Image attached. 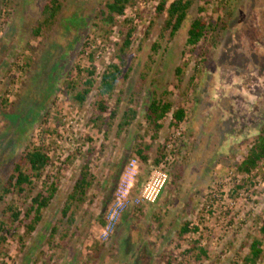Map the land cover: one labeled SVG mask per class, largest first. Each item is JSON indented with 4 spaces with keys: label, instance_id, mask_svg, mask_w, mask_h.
Listing matches in <instances>:
<instances>
[{
    "label": "rangeland",
    "instance_id": "1",
    "mask_svg": "<svg viewBox=\"0 0 264 264\" xmlns=\"http://www.w3.org/2000/svg\"><path fill=\"white\" fill-rule=\"evenodd\" d=\"M108 1L61 0L53 25L34 35L46 0H0V195L15 164L31 173L29 151L50 160L32 190L0 199V264H264V160L239 170L264 131V0H196L155 53L160 0H132L111 28L98 16ZM197 17L212 26L186 46ZM113 65L120 73L105 94ZM153 99L172 104L158 129L146 119ZM127 109L136 119L120 131ZM86 164L93 186L64 215ZM51 185L29 232L24 214Z\"/></svg>",
    "mask_w": 264,
    "mask_h": 264
},
{
    "label": "trees",
    "instance_id": "2",
    "mask_svg": "<svg viewBox=\"0 0 264 264\" xmlns=\"http://www.w3.org/2000/svg\"><path fill=\"white\" fill-rule=\"evenodd\" d=\"M132 0H110L106 3V9L99 12V18L102 20L105 26L111 28L116 25L117 21L115 17L118 15H123L127 6ZM196 0H160L157 4L156 10L158 14L165 13V18L163 20V25L161 27L160 33L158 35V40L155 41L151 49L155 53L162 47V42H170L175 37L177 31L179 30L182 22L186 19L192 5ZM62 8L61 0H46L43 5V14L45 16L44 20L38 22L35 26L33 33L37 35L43 25H53L56 21L57 15ZM212 26L211 22L203 20L201 17L193 19L190 24L187 33L186 46L197 45L206 35V32ZM153 28V23L151 22L145 33V36H150L151 30ZM132 35V29L126 31L125 37L123 39L122 45L120 47L121 54L124 55L126 50L130 45V37ZM177 73H180V69H176ZM120 73V68L118 65H113L111 69L103 73L101 78L100 90L102 93H110L114 89L115 82ZM92 75V72H89ZM93 80L88 78L85 83L86 85H91ZM89 93V89H84L82 92H78L75 99L82 103ZM99 109L101 112L106 111V106L103 102L99 104ZM172 104L168 101L162 99H153L146 109V119L153 123L158 129L160 126L158 122L171 111ZM116 113L112 112V116ZM176 120H180L183 116V110L178 109L173 113ZM136 119V111L133 109H127L124 111L121 121L118 123L119 130L121 131L125 127L130 126ZM156 136V134H155ZM142 151L140 150V153ZM142 157V155H140ZM26 161L30 166L31 173L24 171L20 163L14 165L13 173L8 178L7 182L4 184L2 194L0 199L14 191L17 193H24L33 189L34 179H40L43 170L49 164V156L41 148H37L29 151L26 154ZM143 161H147V157H142ZM264 160V131L256 139L254 145L250 148L245 159L239 166V170L243 172L250 171L251 168L255 167L258 162ZM264 163V162H263ZM95 177L91 174L88 164H86L81 175L74 185L73 191L69 196V204H67L63 210L64 215L67 214L70 206V202L82 203L87 197V191L93 186ZM46 193L43 191L37 193L32 197L31 204L27 211L25 212V218L31 217V223L27 226L29 232L35 229L36 224L41 220L42 209L46 208L51 199L53 198L56 188L51 185L47 188ZM11 213L12 221L16 222L20 220L21 212L18 209H14L12 206L7 208ZM70 223L74 222V216L69 218ZM4 224L0 221V233L3 230ZM188 228H183L181 233H186ZM264 233V227L262 228ZM261 253L260 242L254 241L250 245V254L248 260L254 263Z\"/></svg>",
    "mask_w": 264,
    "mask_h": 264
},
{
    "label": "built area",
    "instance_id": "3",
    "mask_svg": "<svg viewBox=\"0 0 264 264\" xmlns=\"http://www.w3.org/2000/svg\"><path fill=\"white\" fill-rule=\"evenodd\" d=\"M164 180H165V177H164V179H163V182H164ZM158 193V192H157Z\"/></svg>",
    "mask_w": 264,
    "mask_h": 264
}]
</instances>
